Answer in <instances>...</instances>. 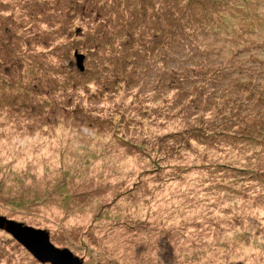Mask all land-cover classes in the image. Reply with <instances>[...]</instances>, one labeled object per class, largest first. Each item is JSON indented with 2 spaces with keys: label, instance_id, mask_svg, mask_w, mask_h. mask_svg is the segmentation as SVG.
<instances>
[{
  "label": "rangeland",
  "instance_id": "obj_1",
  "mask_svg": "<svg viewBox=\"0 0 264 264\" xmlns=\"http://www.w3.org/2000/svg\"><path fill=\"white\" fill-rule=\"evenodd\" d=\"M186 1L0 0V218L82 264H264V0ZM0 264L49 263L0 228Z\"/></svg>",
  "mask_w": 264,
  "mask_h": 264
},
{
  "label": "water",
  "instance_id": "obj_2",
  "mask_svg": "<svg viewBox=\"0 0 264 264\" xmlns=\"http://www.w3.org/2000/svg\"><path fill=\"white\" fill-rule=\"evenodd\" d=\"M76 65L82 69V55H75ZM0 228L22 245L37 261L49 264H82L67 249H58L49 241L44 231L0 218Z\"/></svg>",
  "mask_w": 264,
  "mask_h": 264
},
{
  "label": "trees",
  "instance_id": "obj_3",
  "mask_svg": "<svg viewBox=\"0 0 264 264\" xmlns=\"http://www.w3.org/2000/svg\"><path fill=\"white\" fill-rule=\"evenodd\" d=\"M195 1H197V0H188V1H186L185 3H184V5H186V4H188V9H183L182 11H184L185 12V10H189L192 6L195 8V5H194V3H195ZM217 2H225V3H222V5H220V9L222 10V8H224V7H226V6H228L227 4V2L226 1H223V0H216ZM245 1V0H244ZM247 1H249V0H247ZM194 2V3H193ZM220 3V4H221ZM236 6H238V3L237 2H235L234 3ZM238 7H240V6H238ZM241 8V7H240ZM206 15H208V16H211L212 15V13H209V14H206ZM227 18H225L224 17V20H225V22H228L229 20H230V18L228 17V16H226ZM232 18L235 20V18H234V16H232ZM254 19V17H252L251 18V20H253ZM224 20H222L221 22H219V24L221 25V27L223 28V26H224V24L222 23ZM222 23V24H221ZM219 25V26H220ZM212 30L213 31H219V30H222V29H220L219 27H215V28H212ZM174 31H176V30H174Z\"/></svg>",
  "mask_w": 264,
  "mask_h": 264
},
{
  "label": "bare ground",
  "instance_id": "obj_4",
  "mask_svg": "<svg viewBox=\"0 0 264 264\" xmlns=\"http://www.w3.org/2000/svg\"><path fill=\"white\" fill-rule=\"evenodd\" d=\"M60 133H61V132H60ZM57 134L59 135V133H57ZM63 134H64V133H63ZM63 134H61V135H63ZM55 135H56V133H55ZM60 137H61V136H60ZM102 158H103V157H102ZM104 159H105V158H104ZM102 160H103V159H102ZM105 161H106V159H105ZM232 168H233V167H232ZM235 168H236V167H235ZM235 170H236V169H235ZM234 172H235V171H234ZM235 173H236V172H235ZM237 173H238V171H237ZM236 175H237V174H236ZM256 190H257V189H256ZM251 194H252V193H251ZM185 199L187 200V198H185ZM221 200H222V199H221ZM223 204H224V202H223ZM223 204H222V205H223ZM250 204H251V203H250ZM220 205H221V204H220ZM220 205H219V206H220ZM222 205H221V206H222ZM217 207H218V206H217ZM217 207H216V208H217ZM216 208H215V209H216ZM219 208H221V207H219ZM195 216H196V215H195ZM194 219H197V217L194 218Z\"/></svg>",
  "mask_w": 264,
  "mask_h": 264
}]
</instances>
